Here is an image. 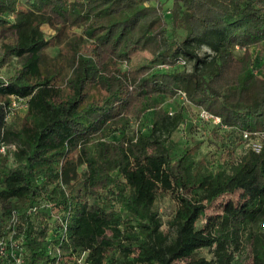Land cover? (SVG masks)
<instances>
[{"label":"trees","instance_id":"1","mask_svg":"<svg viewBox=\"0 0 264 264\" xmlns=\"http://www.w3.org/2000/svg\"><path fill=\"white\" fill-rule=\"evenodd\" d=\"M0 27V236L15 210L23 264H264V0H0ZM180 91L225 126L172 139Z\"/></svg>","mask_w":264,"mask_h":264},{"label":"rangeland","instance_id":"2","mask_svg":"<svg viewBox=\"0 0 264 264\" xmlns=\"http://www.w3.org/2000/svg\"><path fill=\"white\" fill-rule=\"evenodd\" d=\"M163 2V9L166 12V14H169L171 7L173 5V0H162ZM75 31H79L78 29L74 28ZM48 33H53L52 30L48 29L47 31ZM8 36H7V35ZM4 35V36H3ZM10 38L9 36V32L6 30H2V28L0 27V42ZM163 66V65H160ZM165 67H168L169 65H165ZM186 67H189V65H185ZM18 102V107H16L15 112H23L26 110V107H24V104L22 101H17ZM165 105L168 107V109L174 111L176 109L179 108V106H183V105H187L186 109H185V115H186V120L184 122V124H182V127L178 130H176V132L172 135V139H174L175 141H182L183 136L187 135L190 133V129L193 125L200 124L199 123V119H201L200 116V111H198L197 113V109L194 108L192 105H190L189 101L187 100V98H185L180 92L179 94H176L173 97H169L166 102ZM130 126L132 128L137 126V121L135 118H132L131 124ZM195 139L199 138L200 136H197L196 134H194L193 136ZM209 149V148H208ZM205 146V144H202V146H200V148L198 149V152H196L197 158L201 159V161H203L204 156L208 150ZM84 168V166H82V169ZM241 189L236 190L235 192L231 193L228 197V199L230 200V204L228 206V210H233L236 208V206L239 205V203H237L238 201H242L244 198H242L241 196ZM227 199V200H228ZM159 206H160V212L161 215L164 219V224L163 227L166 230H169V226L167 224V219L169 218V216L171 215V213L173 212V210L176 207V201L168 196H165L164 198H161L159 201ZM212 208V207H210ZM212 209H209V211ZM202 253L205 255H208V251L207 249H203Z\"/></svg>","mask_w":264,"mask_h":264},{"label":"built area","instance_id":"3","mask_svg":"<svg viewBox=\"0 0 264 264\" xmlns=\"http://www.w3.org/2000/svg\"><path fill=\"white\" fill-rule=\"evenodd\" d=\"M182 64H185V60L180 61ZM180 93L185 97L184 93L180 91ZM186 98V97H185ZM17 101H22L24 104V107H27V102L25 100H20L17 98L13 99L12 102V111L8 116H10L12 113H14L16 107H18V102ZM200 116L203 119H210L215 123H221L223 126L225 124L222 123L221 117L206 110V109H201L200 110ZM245 136H248V133H245ZM260 138L264 139V132L259 133ZM260 138L258 137L255 141H253V147L256 148L257 150L260 149L261 143H260ZM14 144H4L2 143L0 145V151L5 152L7 148H14ZM17 224V213L16 211H12V216L10 219V227L11 230L8 235L5 236H0V264H23V248L20 246V244L17 242V239L15 238V225ZM62 228L63 230H66L67 224L65 221H62ZM84 254H82V257L79 258L81 260L83 258ZM53 264H61V262L57 259Z\"/></svg>","mask_w":264,"mask_h":264}]
</instances>
